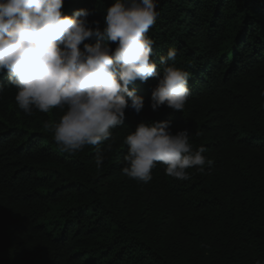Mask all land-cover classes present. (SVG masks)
Wrapping results in <instances>:
<instances>
[{"label":"trees","instance_id":"16d2710c","mask_svg":"<svg viewBox=\"0 0 264 264\" xmlns=\"http://www.w3.org/2000/svg\"><path fill=\"white\" fill-rule=\"evenodd\" d=\"M111 3L63 0L61 12L86 8L103 29ZM156 11L150 59L159 68L175 47L190 96L182 112L153 111L157 78L130 84L144 106L98 146L99 168L97 146L62 151L43 127L66 108L25 114L0 72V264H264V0H157ZM142 120L187 129L210 163L184 181L159 162L151 181L129 178L124 139Z\"/></svg>","mask_w":264,"mask_h":264},{"label":"clouds","instance_id":"9594fccd","mask_svg":"<svg viewBox=\"0 0 264 264\" xmlns=\"http://www.w3.org/2000/svg\"><path fill=\"white\" fill-rule=\"evenodd\" d=\"M62 7L63 0H0V72L7 70V83L15 87V101L25 114L33 108L44 113L66 108L58 122L45 121L43 127L53 132L62 151L97 146L99 168L105 157L98 146L110 139L111 129L124 125L126 109L139 114L144 106L129 85L156 77L152 110L167 106L182 112L190 73L169 63L176 61L175 47L159 57V68L150 59L155 42L147 33L158 16L157 0H112L103 29L99 21L89 25L88 9L69 16ZM90 38L95 43H85ZM124 143L122 172L144 183L151 181L158 162L181 181L190 178L186 169L203 170L210 163L204 146L193 148L187 129L172 133L170 120H142Z\"/></svg>","mask_w":264,"mask_h":264}]
</instances>
